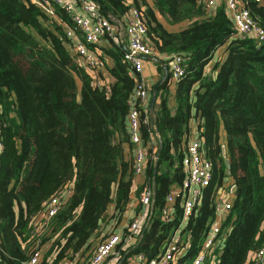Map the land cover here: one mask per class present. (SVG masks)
<instances>
[{
  "label": "trees",
  "instance_id": "1",
  "mask_svg": "<svg viewBox=\"0 0 264 264\" xmlns=\"http://www.w3.org/2000/svg\"><path fill=\"white\" fill-rule=\"evenodd\" d=\"M101 1L109 14L98 4L100 11L118 20L131 6L142 8L146 42L165 60L182 57L184 68L175 86V105H170L169 77L158 88V108L147 123L141 122L144 143H153L136 195L147 186L153 196L140 243L120 264H128L135 254L156 257L180 226L179 200L172 218L163 212L172 185L183 180L181 158L192 108L213 180L179 230L184 250L175 264H189L199 251L214 221L216 193L224 179L235 186L222 223L226 236L213 253L216 258L206 264H246L249 254L264 244V44L235 37L225 11L209 14L200 0ZM239 1L264 25V0ZM55 12L71 25V16L62 8ZM157 14L168 25H185L169 31ZM108 41L111 48L103 49L106 57L101 58L112 82L102 83L99 72L97 85L71 53L62 23L30 0H0V264H30L36 251H41L36 264H85L98 242L122 232L115 247L118 263L136 244L123 248L128 226L141 210L117 229L135 194L132 150L130 144L124 147L129 143L127 114L135 75L123 60L122 45ZM220 48L223 60L215 59L212 74H206L205 67ZM154 127L163 142L156 161ZM59 195V209L46 219L45 203Z\"/></svg>",
  "mask_w": 264,
  "mask_h": 264
},
{
  "label": "built area",
  "instance_id": "2",
  "mask_svg": "<svg viewBox=\"0 0 264 264\" xmlns=\"http://www.w3.org/2000/svg\"><path fill=\"white\" fill-rule=\"evenodd\" d=\"M37 5L46 14L55 17L64 27L65 36L69 39V49L77 57L80 64L83 65L96 84L101 82L98 73L105 69L103 59L96 46L103 41L111 39L112 42L119 44L115 35L114 22L118 19L111 16H105L99 9V5L94 0H30ZM205 5L209 14L214 12V8L220 0H200ZM259 2L260 0H255ZM226 15L231 20L235 37H251L257 44H264V25L260 24L251 13L244 8L239 0H225ZM62 8L71 16V25L58 18L55 9ZM124 26L128 43L123 53V60L128 64L134 75L135 84L129 98V111L127 114V134L132 150V166L134 175H143L147 166L148 147L145 144L141 132V122L147 123L149 115V86L143 78V59L142 56H155L156 53L146 42L147 27L143 16L142 8H131L124 16ZM95 46V48L93 47ZM170 75L172 80L177 81L184 75L183 59L180 56L172 55L170 57ZM141 111L143 118L141 120ZM0 141V152L2 151ZM181 168L183 180L180 190L175 187L171 189L166 197V208L164 216L172 218L171 205L174 203V196L181 198L185 194V199L180 205L182 209V220L188 218L198 206L201 198L202 189L209 186L213 180V166L211 160L207 157L203 147V140L198 136L195 130L187 137L186 145L183 148L181 158ZM223 185V184H222ZM228 185L222 193L231 195L232 187ZM222 188V187H221ZM153 191L145 186L140 192L139 200L144 207L143 213L134 219L128 226V236L125 245L129 246L138 241L141 236L144 221L148 218V211L151 207ZM64 197V193H63ZM65 198V197H64ZM62 196L50 198L45 203L44 217L49 219L59 209L62 202ZM231 203L222 199V196L215 204V218L211 224L203 243L190 261L189 264H206L216 258L213 253L218 250L226 236V231L222 230L224 216L228 214ZM174 232L169 242L163 246V251L156 257L148 259L144 254H135L132 262L129 264H175L180 257L184 247H179L180 236ZM122 241V232H114L96 244L93 254L85 264H107L108 259L114 254L115 247ZM124 245V246H125ZM134 246V245H133ZM41 251H36L29 260L30 264H36ZM117 253V252H116ZM117 256V255H114ZM113 256V257H114ZM252 264H264V244L252 255Z\"/></svg>",
  "mask_w": 264,
  "mask_h": 264
},
{
  "label": "crops",
  "instance_id": "3",
  "mask_svg": "<svg viewBox=\"0 0 264 264\" xmlns=\"http://www.w3.org/2000/svg\"><path fill=\"white\" fill-rule=\"evenodd\" d=\"M125 1L128 4H131V0H125ZM148 2H149V4H151V1L150 0H148ZM134 7L135 6H131L129 8V10L131 8H134ZM219 8H222L225 11V13H226V3H225V0H220L219 1V3L214 8V12L217 9H219ZM157 16H158L159 21L165 26V28L168 29L169 31H172V32L178 30L179 28L184 27V25H185V24L168 25L166 23V21L163 19V17H161L158 14H157ZM123 22H124L123 19L122 20H118V22H114V25H115V35L118 38L119 44H121L122 47H123V49L126 50L127 43H128V38H127V35H126V32H125L126 29H125V26H124V23ZM109 47L111 48L109 41H107L106 39L103 40V41H101L98 44L99 53H101V51H102L103 52V55H104V53H105L104 50L105 49H109ZM224 55H221L220 54V55H218V57L216 59L219 60V61H222L223 58H224ZM222 56H223V58H222V60H220ZM161 60H163L168 65L170 64V59H166V60L165 59H161ZM106 61H107V63H109L108 57L106 58ZM213 62H214V60H212L205 67V73L206 74H212L211 68H212ZM110 64H111V62H110ZM158 66H160V65H158V64H156L154 62L145 60V59L143 60V72H142V74H143V78H144L145 82L147 83V85L149 86L150 89L154 86L155 83H157L160 80V78L162 76V73H163L162 68L159 70ZM169 72H170V68H168V73ZM101 73H102L101 77H103V79L101 80L102 83L103 82L104 83H110V82H112V78H110V76L108 75L106 69H102ZM167 79L169 80V74H168L167 78L163 81V83H165L167 81ZM175 86H176V82H170L169 91L171 92V96H170V105L171 106H174L175 105V98H174ZM158 106H159V100L156 99L155 104H154V107H153V111L156 110L158 108ZM149 114H150V116H152L153 115V112L149 111ZM194 114H195V110H194V108H192V116L189 119V123H188V125H189V134L190 135L196 130V127L198 125V117H195ZM224 137L225 136H224V132H223V135H221V138L223 139L222 140L223 141V144L222 145H225V143H224L225 142ZM185 144H186V141H185ZM128 146H129L128 144L127 145H124V147H128ZM143 181H144V175H135L134 176V179H133V192H135V194L133 193V197H132V199L130 201V204H129V209H127L126 214H125V217H124V219L120 223L121 224L120 227L117 228L118 230H120L122 228V226L128 225V222H130V220L132 221V219L135 218L134 215L138 214V212L140 210L141 211H140L139 215L143 213L144 207L142 205H141V208L137 211V205H139L138 204V199H139L138 197H140V194H139V196L136 195V190L138 189V187H140L143 184ZM228 185H232L229 180H228ZM178 186H180V185L173 184L172 187H171V189L173 187H175L176 190H180V188ZM222 190L223 189L221 187L217 190L215 202H217L220 199V197L222 196V199L223 200H226L227 202L232 203L233 194L228 195V194L222 193ZM70 192H71L70 188L69 189H66L64 191V197L65 198L68 197L70 195ZM185 197L186 196L184 194L182 198L180 196H174V199L175 200H179V204L181 205L182 204V201L185 199ZM175 202L176 201H174V203ZM200 202H201V198H200V200L198 202V206H199ZM173 204L170 207L171 208V212L174 211ZM225 217L226 216H224V218ZM186 221H187L186 218H183V220L181 219L180 226L176 230L178 232L177 234H179V230L182 229L185 226ZM108 228H109V225H106L105 226V229H108ZM125 247H127V245H125L123 248H125ZM114 255H117V253L114 252V254L111 255V257H113ZM252 255H253V252H252ZM111 257L108 259V262L110 261ZM132 260H133V257H130L129 258V261H128V264H129V262H132ZM251 260H252V257H251ZM251 260H250V262H251ZM115 263H117V262H115Z\"/></svg>",
  "mask_w": 264,
  "mask_h": 264
},
{
  "label": "water",
  "instance_id": "4",
  "mask_svg": "<svg viewBox=\"0 0 264 264\" xmlns=\"http://www.w3.org/2000/svg\"><path fill=\"white\" fill-rule=\"evenodd\" d=\"M94 1L97 4H99L100 6L103 7L104 12L106 14H109L108 8L104 5V3L101 0H94ZM142 57L145 60H148V61H151V62H154V63L160 65L161 68H162V71H163L160 80L157 83H155L154 86L152 87V92H151L150 99H149V107H148V109H149V111L153 112V107H154V104H155V101H156L158 88L168 76V64H166L163 60H161V59H159L158 57H155V56H142ZM154 131H155V135H156V138H157V144H158V147H157V150H156V153H155V156H154V159L156 161L159 158V156H160V154L162 152L163 142H162V139H161L159 133L156 131V127H154ZM221 149H222V155H223V157H225L226 174L229 175L230 174V172H229L230 164H229L228 158H226L225 145H222ZM156 170H157V165H154V168H153V181H154V176H155ZM234 191H235V186L232 187V192H234ZM144 232H145V228L142 229L141 236L139 237V239L136 242V244L129 248V250L125 253V255L122 257V259L117 264H120L121 262H123L127 258L128 253L134 247L139 245L141 237L143 236Z\"/></svg>",
  "mask_w": 264,
  "mask_h": 264
},
{
  "label": "rangeland",
  "instance_id": "5",
  "mask_svg": "<svg viewBox=\"0 0 264 264\" xmlns=\"http://www.w3.org/2000/svg\"><path fill=\"white\" fill-rule=\"evenodd\" d=\"M107 41H108V40H107ZM93 47L95 48V46H93ZM96 48H97V50H98V52H99L98 46H96ZM222 52H223V51H222V48L218 49V50L216 51L214 57H213V60H215V59L218 57V55H220ZM99 54L102 56V55H103V52L101 51V53H99ZM222 54H224V53H222ZM222 54H221V55H222ZM222 58H223V56L221 57L220 60H222ZM105 59H106V58H105ZM109 64H110V59H109ZM210 65H211V64H210ZM208 67H209V66H208ZM204 70H205V69H204ZM97 75H98V74H97ZM99 79H101V78L99 77ZM150 90H151V89H150ZM221 135H223V130H221ZM166 165H167V163H164L165 168H166ZM167 167H168V166H167ZM169 169L172 170L173 167H172V166H169ZM227 186H228V179H224V183H223L222 189H226ZM220 191H221V190H220ZM96 240H98V239H95L94 242H95ZM116 257H117V256L111 257L110 261H109L107 264H114V263L116 262V260H117ZM251 257H252V252L249 254L246 264H249V261L251 260ZM70 264H72V263H70Z\"/></svg>",
  "mask_w": 264,
  "mask_h": 264
},
{
  "label": "clouds",
  "instance_id": "6",
  "mask_svg": "<svg viewBox=\"0 0 264 264\" xmlns=\"http://www.w3.org/2000/svg\"><path fill=\"white\" fill-rule=\"evenodd\" d=\"M172 56V55H171ZM155 57H158L159 59H164V58H166L165 56H161V55H159V54H156L155 55ZM168 57H170V56H168ZM142 59H143V57H142ZM170 59V58H169ZM144 60V59H143ZM168 68H169V65H168ZM169 74V77H170V81L171 82H177V81H174V80H172V78H171V75H170V72L168 73ZM180 80V79H179ZM152 89V88H151ZM148 107H149V104H148ZM188 137V136H187ZM186 141H187V139H186ZM233 193V192H232ZM252 262V261H251Z\"/></svg>",
  "mask_w": 264,
  "mask_h": 264
}]
</instances>
